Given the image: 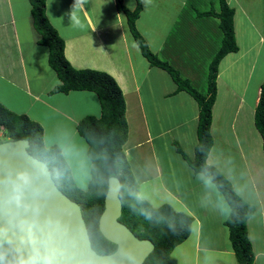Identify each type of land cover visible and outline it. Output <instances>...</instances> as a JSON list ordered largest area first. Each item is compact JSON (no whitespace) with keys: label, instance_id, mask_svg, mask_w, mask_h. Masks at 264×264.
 <instances>
[{"label":"crops","instance_id":"crops-1","mask_svg":"<svg viewBox=\"0 0 264 264\" xmlns=\"http://www.w3.org/2000/svg\"><path fill=\"white\" fill-rule=\"evenodd\" d=\"M66 1L55 0L51 8L50 0H46L47 19L64 39L66 58L74 68L106 72L121 87L128 122V140L124 151L139 191L148 195L146 201L153 207L170 205L175 211L189 214L194 219L189 238L173 250L172 256L178 264H237L231 244L227 251L216 247L218 225L214 219L217 216L222 219L223 215L202 204V185L178 151L179 146L190 158L195 156L199 123L197 102L188 93L178 92L177 84L168 72L152 66L142 55L127 19H124L126 15L117 9L116 0H68L67 4ZM201 1L154 0L153 3L152 0H141L143 9L136 27L161 61L167 62L197 91L207 95L209 67L222 46L224 34L218 18L198 15V12L212 8L219 12V0ZM129 3L134 5L131 9L134 10L138 0H124L126 7ZM228 3L235 10L234 25L239 50L227 55L220 64L217 98L213 107L214 145L208 164L227 175L229 161L237 163L239 157L243 172L249 174L250 187L259 191L264 150L262 136L255 126V110L264 84V0H228ZM151 4L157 6L151 7ZM166 17L167 27L156 38V32L160 29L156 24L166 20ZM238 21L241 32L245 26L246 31L251 29L258 37L256 56L250 65L246 64L247 69L251 67L250 77L239 88L236 87L237 82L234 85L232 77L223 78L227 67L223 68V72L221 69L229 57L241 52L237 38ZM60 27L65 30L64 34ZM79 28L82 30L77 32ZM148 28L153 36L147 34ZM40 38L30 0H0V79L10 80L5 74L8 69H15L23 76L28 72L29 76L40 67H47L45 63L50 57V50L39 44ZM33 44H36L34 49L26 48ZM256 45L252 44L245 53L253 51ZM4 52L8 53V59L4 58ZM245 53L235 57L233 62L230 60L228 66L238 59L242 60ZM47 70L49 74L44 91L34 90L30 84L26 91L22 87L32 101L47 108L36 112L35 116L25 113L43 126L44 137L47 135L44 125L49 121L55 126V139L70 133L71 139L78 143L81 137L77 130L78 123L87 116L101 115L100 100L96 93L89 91L54 93V88L61 81L51 66ZM255 71L258 83L252 89L250 81L254 79ZM43 96H50L52 101L47 104L49 100ZM219 147L228 152L217 153ZM250 174L256 176L251 177ZM226 177L239 193L236 178ZM256 197H259V193ZM258 202L262 205L260 200ZM254 206L257 211V206ZM225 222L224 219L222 224L225 225ZM260 224V239H257L263 246L259 252L254 249L255 243L248 227L255 264L261 258L264 262V213ZM223 232L228 234L221 229L220 233ZM202 236L204 240L210 239L208 244L201 243ZM225 253L227 260L220 259L218 254Z\"/></svg>","mask_w":264,"mask_h":264},{"label":"trees","instance_id":"trees-1","mask_svg":"<svg viewBox=\"0 0 264 264\" xmlns=\"http://www.w3.org/2000/svg\"><path fill=\"white\" fill-rule=\"evenodd\" d=\"M118 11L124 13L131 33L133 34L142 55L152 66L159 67L172 77L177 84L178 92L188 93L199 106L198 144L194 158H190L178 146L179 153L197 174L206 166L215 174L220 191L226 198L231 213L225 225L229 230L230 242L236 255L237 264H255V254L249 238L248 220L254 215L256 207L237 194L230 180L216 167L208 164V157L214 145L212 135L213 107L217 98V81L222 60L239 50L236 40L234 17L235 10L228 0H219L220 11L214 8L206 12H198L200 17L213 16L220 20V28L224 37L220 50L209 67L208 93L201 94L188 80L181 77L179 71L167 62L161 61L153 53L148 42L137 30L136 21L140 17L143 6L138 0L137 7L130 10L124 0H116ZM32 15L37 31L41 35L40 45L50 50L49 63L57 73L61 83L53 90L54 93L68 94L72 91H89L98 95L102 113L100 116H87L77 125L78 133L83 137L90 153H104L109 157L108 165L101 166L100 174L105 183H90L84 191L71 180L65 178L55 181L58 188L71 200L77 202L82 209L92 248L100 255L112 254L117 246L102 235L99 221L105 209V198L109 188V179L118 177L121 182L120 199L123 213L119 221L126 225L135 236L148 239L155 245V251L144 264H178L172 256L173 250L185 242L192 230L193 217L184 212L175 211L170 205L155 208L147 201L138 203L130 193L139 191L138 184L124 151L128 140V122L126 119V103L124 94L116 79L103 71L92 69H76L65 55V41L50 24L46 16V0H30ZM255 126L263 139L264 150V84L259 103L255 110ZM2 135V137H1ZM25 139L30 143L29 152L37 159L45 157L44 128L25 114H16L0 103V143ZM143 208L151 215V219L133 213L129 206ZM9 258L15 256V247L4 245Z\"/></svg>","mask_w":264,"mask_h":264},{"label":"water","instance_id":"water-1","mask_svg":"<svg viewBox=\"0 0 264 264\" xmlns=\"http://www.w3.org/2000/svg\"><path fill=\"white\" fill-rule=\"evenodd\" d=\"M28 140L0 143V235L10 239L17 257L36 264H144L155 251L119 219L123 213L121 182L109 179L105 209L99 221L102 235L117 246L100 255L92 242L81 206L34 165ZM6 234V235H5Z\"/></svg>","mask_w":264,"mask_h":264},{"label":"rangeland","instance_id":"rangeland-1","mask_svg":"<svg viewBox=\"0 0 264 264\" xmlns=\"http://www.w3.org/2000/svg\"><path fill=\"white\" fill-rule=\"evenodd\" d=\"M64 1H66V0H64ZM67 1H66V4H67ZM127 1L132 2V0H127ZM152 1L154 3V0H152ZM201 2L204 3L205 0H203ZM54 4H55V0H50L51 8H53ZM154 6H157V5L151 4V7H154ZM57 7H60V6H57ZM127 7H129V9L131 10L132 9L131 3H129V5ZM155 9L159 10L158 8H155ZM153 10L154 9L152 8L151 13L154 12ZM238 12H239V10H238ZM168 17H169V15H168ZM124 19H127V17L124 16ZM164 21H160L158 24H156L158 27H160V29L156 32V34H157L155 36L156 38H159L160 34L167 27V24H168L167 17H166V20L164 19ZM169 24H170V22H169ZM80 28L77 30V32L82 30ZM240 28H241V24L238 21L237 38H238V41H240L239 46H240L241 52H240V54H237V55L234 54L233 56L229 57V59L223 63V67L221 68L222 72H223V70H224L223 68L227 67V69L223 72V74H224L223 78L224 77L226 78L227 76H228V78L232 77L234 85H236V82H237L236 87H238V88L250 77L251 67L249 66V68L247 69L246 64H249V65L251 64V62L253 61V59L256 56V51H257V47H258V44L256 45V43L258 42V37L253 32V30L248 29V31H246V27L244 26L243 30H242V32L244 31V34H242ZM60 30H61V33L64 34L63 31H65V30L63 29V27H60ZM126 31H127V33H129L127 27H126ZM146 32H148L147 34H149V36H153L152 34L149 33L150 32L149 28ZM252 44L256 45L253 48L254 50L253 51L251 50L250 53H245L248 50V48L252 46ZM34 47H36V44H33L31 46H27L26 48L34 49ZM4 50H6V49H4ZM48 50H49V48H48ZM243 53H245V55L243 56L242 60L238 59L235 64L228 66L230 60L233 62L235 57H237ZM3 56L5 59L9 58V55L7 52H4ZM45 66H47V67H40V69H38V70L35 69L38 72L34 71V74L29 73L30 74L29 76L31 78H29V76L27 75L28 72H25L26 76L25 75L23 76V73H20V72L18 73L15 69L6 70L5 74L9 76V79H10L9 81H11V82L9 83V81H7V80L4 81V80L0 79V103L3 104L11 112H14L16 114H26V115H28V114L25 112H28L32 116H35L34 114L38 111H41V109L47 108V107H44L41 103H38V102L35 103L34 100L32 101L24 93V90L26 91V89H27V85L29 88V84H30V87L32 86V88L34 90H37V91H41V90L44 91L45 90L44 83L47 81L48 74H49V72L47 70L50 66L49 59H48V62L45 63ZM256 73H257V71L254 72V79L251 77L252 81H250V87L252 89H254V87L258 83V80L255 78ZM259 78H260V76H259ZM22 87L24 88V90ZM46 89H48V88H46ZM43 97L45 99L49 100V101H47V104L52 101V98L50 96L48 98H46V96H43ZM100 105H101V103H100ZM27 109H28V111H27ZM50 114H52V113H50ZM31 115H29V116H31ZM32 116H31V118L33 119ZM45 116L50 117L51 115H45ZM44 126L47 130V135L44 137V143H45V146H50L51 142L54 143L57 140V139H55V135H56V131L54 128L55 126L52 125L51 123H49V121ZM67 134H70V133H67ZM1 137H2V135H1ZM77 138H78V136H77ZM79 138H80V140L77 144L87 147L88 144H87L86 140L84 139L85 140V142H84L83 138H81V137H79ZM87 149L89 150V146L87 147ZM221 151H224L225 153L228 152L223 147H219V149L216 150L217 153H220ZM221 154H222V152H221ZM239 162H240V164H239ZM226 171H227L228 176H230L234 179L236 178V181L238 184L237 189L239 191V193L236 191L237 194L239 196H241L248 203H251V204H254L257 206V211H255L254 215L249 219V226L248 227L250 228L251 235H252V238H253L254 243H255L254 249H256V251L259 252V248H261L263 246L259 240L260 239L259 233H261V231L258 228L259 227L261 228L260 223L262 220V214L264 213V169H262V174L258 180L259 191L253 190V188L250 187L249 174L248 173L245 174L243 172L244 171L243 164H242L241 160L239 159V157L237 159V163H233L232 161H229L228 165L226 166ZM250 176L252 177V176H256V175L250 174ZM89 185H88L87 189L89 188ZM86 190H84V191H86ZM258 193H259V197H256ZM260 194H262V195H260ZM258 200H260L262 202V205L259 204ZM190 205H192V204L190 203ZM228 216L229 215H227V216L223 215L222 219H220V217L217 216V219H214L215 223L218 225V233L216 234V235H218L217 241H216V244H217L216 247H218L220 250H226V251L230 250V244L231 243H230V239H229L228 228H227V226L223 225L222 222L224 219L227 220ZM221 229L223 231L226 230L228 234H226L224 232L220 233ZM257 238H259V239H257ZM207 239L204 240V237L202 236V242L201 243L203 245L208 244L207 241H209L210 239H208V240ZM218 256L222 260H225V259L227 260V258H228L226 253L225 254H218ZM187 260H188V258H187ZM257 264H264V262L262 261V258L258 260Z\"/></svg>","mask_w":264,"mask_h":264},{"label":"clouds","instance_id":"clouds-1","mask_svg":"<svg viewBox=\"0 0 264 264\" xmlns=\"http://www.w3.org/2000/svg\"><path fill=\"white\" fill-rule=\"evenodd\" d=\"M108 161L107 154L90 153L86 146L78 145L68 134H64L54 144L46 146L45 157L34 160V165L53 181L58 182L67 178L79 189L86 190L90 183L106 182L100 174V168L107 166ZM196 179L203 188L202 204L214 208L221 215H229L231 209L220 191L221 186L217 183L215 174L206 166L196 174ZM130 195L138 203H143L149 198L142 190L132 192ZM129 208L133 213L139 212L140 215L151 219L150 213L145 209H137L135 205H130ZM6 244L11 246L12 241L0 235V264H36L34 259L24 260L15 256L9 258V253L4 249ZM45 264H52L51 259H46Z\"/></svg>","mask_w":264,"mask_h":264},{"label":"snow or ice","instance_id":"snow-or-ice-1","mask_svg":"<svg viewBox=\"0 0 264 264\" xmlns=\"http://www.w3.org/2000/svg\"><path fill=\"white\" fill-rule=\"evenodd\" d=\"M2 188H3V185H2V184H0V190H2Z\"/></svg>","mask_w":264,"mask_h":264}]
</instances>
